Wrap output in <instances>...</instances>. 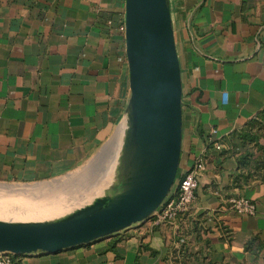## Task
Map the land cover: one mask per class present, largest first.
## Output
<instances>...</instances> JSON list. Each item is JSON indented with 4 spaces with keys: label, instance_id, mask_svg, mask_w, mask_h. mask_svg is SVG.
Here are the masks:
<instances>
[{
    "label": "crops",
    "instance_id": "0c3cea01",
    "mask_svg": "<svg viewBox=\"0 0 264 264\" xmlns=\"http://www.w3.org/2000/svg\"><path fill=\"white\" fill-rule=\"evenodd\" d=\"M169 4L182 82L176 180L204 164L190 209L172 223L147 219L54 254L16 255L21 264H264V183L235 179L241 151L228 144L264 110V0ZM124 20L125 0H0V182L63 176L125 122ZM239 198L255 212H235Z\"/></svg>",
    "mask_w": 264,
    "mask_h": 264
},
{
    "label": "water",
    "instance_id": "95a60500",
    "mask_svg": "<svg viewBox=\"0 0 264 264\" xmlns=\"http://www.w3.org/2000/svg\"><path fill=\"white\" fill-rule=\"evenodd\" d=\"M124 26L130 96L119 185L60 218L0 220V252L54 254L113 236L149 219L174 185L182 144V82L169 0H125Z\"/></svg>",
    "mask_w": 264,
    "mask_h": 264
},
{
    "label": "rangeland",
    "instance_id": "374dc122",
    "mask_svg": "<svg viewBox=\"0 0 264 264\" xmlns=\"http://www.w3.org/2000/svg\"><path fill=\"white\" fill-rule=\"evenodd\" d=\"M125 133L126 126L124 122L117 127V130L110 138V142L106 144L104 153H100L98 158L90 159L63 176L31 183L0 182V190L9 187L18 189L31 188L34 191L41 189V195H47V198L42 202H38L40 201L38 199L34 201L30 200L28 207L21 201H9L4 197H0V213H5L0 215V220L16 222L31 221L29 219L18 220V218L16 220L12 212L21 210L31 213L38 207L47 206V203H59L68 206L64 212L59 210L48 220L60 218L89 206L90 203H94L97 199H102L112 193L114 186L119 185L118 177L121 166L124 164L122 145ZM31 197L33 196L31 195ZM86 199L92 201L88 202ZM75 202L80 204L72 206ZM70 205L71 207H69Z\"/></svg>",
    "mask_w": 264,
    "mask_h": 264
},
{
    "label": "built area",
    "instance_id": "2783aa9c",
    "mask_svg": "<svg viewBox=\"0 0 264 264\" xmlns=\"http://www.w3.org/2000/svg\"><path fill=\"white\" fill-rule=\"evenodd\" d=\"M125 31V26H120ZM220 149V145L216 146ZM204 170L202 159H197L194 165L186 171L179 180H176L159 207L152 212L150 218L155 224L172 223L187 212L194 200L195 189L198 184V175ZM231 208L239 214H253L255 205L247 199L239 198L231 201ZM15 254L0 252V264H21L15 259Z\"/></svg>",
    "mask_w": 264,
    "mask_h": 264
},
{
    "label": "trees",
    "instance_id": "16d2710c",
    "mask_svg": "<svg viewBox=\"0 0 264 264\" xmlns=\"http://www.w3.org/2000/svg\"><path fill=\"white\" fill-rule=\"evenodd\" d=\"M263 137L264 110L242 132L234 133L228 140L233 154L241 151L240 155L236 157L237 174L235 179L242 178L244 183L255 180L264 183V146L259 143V139ZM221 153L224 154L226 151L222 150Z\"/></svg>",
    "mask_w": 264,
    "mask_h": 264
},
{
    "label": "bare ground",
    "instance_id": "6f19581e",
    "mask_svg": "<svg viewBox=\"0 0 264 264\" xmlns=\"http://www.w3.org/2000/svg\"><path fill=\"white\" fill-rule=\"evenodd\" d=\"M41 192H42L41 189L34 191L31 188H29V189H27V188L18 189V188H14V187H9V188H4L3 190H0V197H4V198L8 199L9 201H15V200L21 201L24 204H26V206L28 207V205H29L28 203L30 202V200L34 201V200L38 199V200H40L38 202H42L47 198V195H41ZM31 195L33 197H31ZM90 201H92V200H90ZM90 201H88V202H90ZM78 204H80V203L75 202L72 204V206H76ZM92 204L93 203H90V205H92ZM46 205L47 206L36 208L31 213H26V212L21 211V210L20 211H14L12 213H13V215H15L16 220H17V218H18V220L29 219L31 221L32 220H35V221H37V220H48L50 217L55 215L57 213V211L62 210L64 212L68 207V206L61 205L59 203H51V204L47 203ZM69 207H71V205ZM1 214H5V213L2 212V213H0V215ZM11 217H13V216H11Z\"/></svg>",
    "mask_w": 264,
    "mask_h": 264
}]
</instances>
